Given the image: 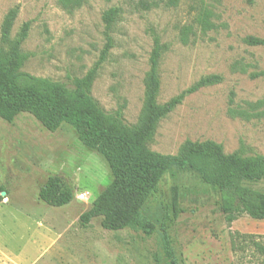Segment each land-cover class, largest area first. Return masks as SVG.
Here are the masks:
<instances>
[{
    "label": "rangeland",
    "instance_id": "rangeland-1",
    "mask_svg": "<svg viewBox=\"0 0 264 264\" xmlns=\"http://www.w3.org/2000/svg\"><path fill=\"white\" fill-rule=\"evenodd\" d=\"M114 7L118 16L106 29L102 15ZM11 10L16 16L5 42L2 26ZM205 10L212 28L202 32L198 21ZM26 23L20 71L68 90L94 66L110 38L90 95L106 113L120 112L128 125H138L143 116L157 36L158 104L202 78L221 81L187 94L159 120L148 149L176 155L186 140L212 141L225 154L264 157V47L243 43L248 36L264 39V0H177L174 6L168 0H85L71 11L58 0H0V51L11 49ZM231 109L246 116H231ZM51 176L71 188V202L54 207L38 199ZM110 182L106 162L69 125L48 132L26 113L12 123L0 119V264H157L162 230L183 264H264L254 246H264V220L242 214L227 223L219 196L202 193L190 172L177 170L176 180L164 175L147 200L144 212L157 227L151 237L131 229L104 230L101 218L82 224L80 215ZM243 185L264 194V179ZM173 187L181 209L176 219ZM81 193L86 202L78 199Z\"/></svg>",
    "mask_w": 264,
    "mask_h": 264
},
{
    "label": "trees",
    "instance_id": "trees-1",
    "mask_svg": "<svg viewBox=\"0 0 264 264\" xmlns=\"http://www.w3.org/2000/svg\"><path fill=\"white\" fill-rule=\"evenodd\" d=\"M62 8H80L85 0H58ZM111 1V0H104ZM174 6L177 0H168ZM146 8H148L146 6ZM119 13L110 8L102 15L109 29ZM210 12L205 10L198 23L202 32L212 28ZM16 12L7 13L2 38L9 41V34ZM29 25H23L16 41L8 52L0 51V119L12 123L22 113L29 114L48 132L57 131L66 124L74 129L77 139L86 148L96 152L106 162L111 175L110 184L93 201L89 210L80 215L82 224L101 218L100 225L107 231L131 229L146 237L155 234V222L144 212L147 200L156 191L164 175L176 180V171L190 172L203 187L202 193L212 192L219 196L218 206L227 223H232L246 214L252 219L264 220V194L243 185L244 182H259L264 179V157L245 156L241 152L225 154L221 145L212 141H184L176 155H161L148 149L156 126L162 118L180 105L187 94L200 87L219 83V76L200 79L194 86L181 92L165 104L157 103L159 92L158 64L162 54L159 38H153L150 69L146 77L144 112L138 125L124 123L120 112L106 113L90 95L96 74L106 59L111 40L102 50L98 61L68 90L59 82L39 78L21 72L25 59L19 51L26 38ZM181 41L186 43L185 29ZM243 43L251 47H264V39L248 36ZM231 116L245 115L229 111ZM38 199L49 206L71 202L73 192L59 176L49 177L38 191ZM172 215L176 219L181 212L177 188L172 189ZM256 250L264 255V246L255 243ZM157 264H183L177 256L168 234L162 230L160 255Z\"/></svg>",
    "mask_w": 264,
    "mask_h": 264
},
{
    "label": "built area",
    "instance_id": "built-area-1",
    "mask_svg": "<svg viewBox=\"0 0 264 264\" xmlns=\"http://www.w3.org/2000/svg\"><path fill=\"white\" fill-rule=\"evenodd\" d=\"M78 199L83 201V202L87 201V197L85 196V194H82V193L78 195Z\"/></svg>",
    "mask_w": 264,
    "mask_h": 264
},
{
    "label": "water",
    "instance_id": "water-1",
    "mask_svg": "<svg viewBox=\"0 0 264 264\" xmlns=\"http://www.w3.org/2000/svg\"><path fill=\"white\" fill-rule=\"evenodd\" d=\"M3 195H4V194H3ZM3 195H2V196H3Z\"/></svg>",
    "mask_w": 264,
    "mask_h": 264
}]
</instances>
